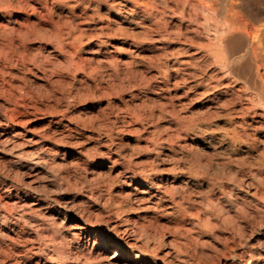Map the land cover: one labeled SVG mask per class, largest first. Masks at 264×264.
Instances as JSON below:
<instances>
[{"label":"rangeland","instance_id":"374dc122","mask_svg":"<svg viewBox=\"0 0 264 264\" xmlns=\"http://www.w3.org/2000/svg\"><path fill=\"white\" fill-rule=\"evenodd\" d=\"M148 1L0 14V264H264V0Z\"/></svg>","mask_w":264,"mask_h":264},{"label":"bare ground","instance_id":"6f19581e","mask_svg":"<svg viewBox=\"0 0 264 264\" xmlns=\"http://www.w3.org/2000/svg\"><path fill=\"white\" fill-rule=\"evenodd\" d=\"M2 4H0V14H3L4 16L5 15H10L11 12L13 11L12 10V6L9 2V0H2ZM39 2L42 1L46 4L48 0H38ZM53 2H61V0H51ZM113 1V0H111ZM184 1V0H183ZM202 1V0H200ZM82 2V1H81ZM127 2V5L128 6H125L126 7V12L130 13V14H137V13H142V14H145L146 16H150L151 15V6H150V3L148 0H126ZM125 2V3H126ZM207 2V1H206ZM86 3V2H85ZM115 3V2H114ZM118 4V2H116ZM87 4V3H86ZM120 4V3H119ZM118 4V5H119ZM205 4V2L203 3ZM211 5V4H210ZM51 6V5H50ZM155 6V5H154ZM199 6V5H198ZM69 8L73 7V6H68ZM86 7V6H85ZM85 7L84 5L82 6L81 8V12L80 14L82 13V16H86L87 13L85 11ZM200 7V6H199ZM204 7V6H203ZM156 8V7H155ZM87 9V8H86ZM121 8L118 6L117 7V11L120 10ZM205 9V8H204ZM76 10V9H74ZM183 10V9H182ZM205 11V10H204ZM203 11V12H204ZM207 11V10H206ZM78 12V11H77ZM123 12V11H122ZM209 12V11H208ZM132 16V15H130ZM145 16V17H146ZM144 17V16H143ZM216 18V17H215ZM226 18V17H225ZM202 20V19H201ZM204 20V19H203ZM77 21V20H76ZM218 21V20H217ZM223 22V29L222 31H226V32H229V31H232L234 28H236L235 25H233L231 22H229L228 20H224L222 21ZM211 24V23H210ZM215 28L213 29L214 30V40L212 42H208V44H206L207 47H217V44H218V34H217V23H215ZM81 27V26H80ZM157 28V27H156ZM222 28V27H221ZM200 30V29H199ZM211 30V29H210ZM190 33V32H189ZM224 34H226L224 32ZM212 36V35H211ZM228 39H231L232 37H234V34H230L228 35ZM148 37V36H147ZM196 40V39H195ZM226 40V39H225ZM7 43L9 44V42L7 41ZM226 43H227V40H226ZM198 45H201L200 43H198ZM178 64V63H177ZM264 75V74H263ZM253 95V93H251ZM251 95V96H252ZM252 98V97H251ZM246 103V102H245ZM199 137V136H198ZM215 141V140H214ZM250 144V143H249ZM240 150V149H239ZM208 162V161H207ZM226 168V167H225ZM189 177V176H188ZM159 195V194H158ZM247 202V201H246ZM243 205V204H242ZM242 247V246H241Z\"/></svg>","mask_w":264,"mask_h":264}]
</instances>
